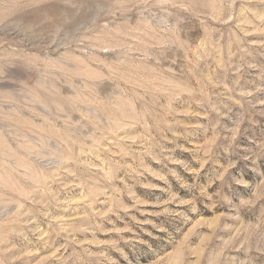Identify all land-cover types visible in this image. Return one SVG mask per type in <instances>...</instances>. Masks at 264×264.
<instances>
[{"label":"rangeland","instance_id":"obj_1","mask_svg":"<svg viewBox=\"0 0 264 264\" xmlns=\"http://www.w3.org/2000/svg\"><path fill=\"white\" fill-rule=\"evenodd\" d=\"M0 264H264V0H0Z\"/></svg>","mask_w":264,"mask_h":264}]
</instances>
